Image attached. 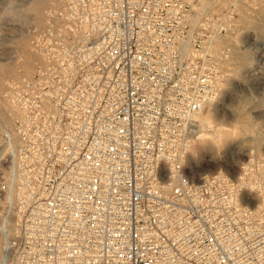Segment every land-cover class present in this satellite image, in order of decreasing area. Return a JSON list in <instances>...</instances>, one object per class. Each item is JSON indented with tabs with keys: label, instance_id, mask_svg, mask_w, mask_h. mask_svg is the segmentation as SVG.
I'll return each mask as SVG.
<instances>
[{
	"label": "built area",
	"instance_id": "1",
	"mask_svg": "<svg viewBox=\"0 0 264 264\" xmlns=\"http://www.w3.org/2000/svg\"><path fill=\"white\" fill-rule=\"evenodd\" d=\"M14 107L0 264H264V159L194 181L236 10L58 0Z\"/></svg>",
	"mask_w": 264,
	"mask_h": 264
},
{
	"label": "rangeland",
	"instance_id": "2",
	"mask_svg": "<svg viewBox=\"0 0 264 264\" xmlns=\"http://www.w3.org/2000/svg\"><path fill=\"white\" fill-rule=\"evenodd\" d=\"M197 1L199 4L196 7L205 8L207 5L206 0ZM47 2L0 0V65L10 67V71L2 75L0 82V222L7 202L4 200L3 187L10 166L7 134L12 131L15 120L13 112L7 121V110L12 109L6 99L7 88L10 79L28 77L33 72L37 59L32 58L33 64L31 63L26 75L23 73L21 51L30 54L32 46L39 43L40 32L46 20L48 22V18L56 13L58 0ZM217 2L224 8L233 6L237 22L233 34L213 39L215 43L211 44L214 50H217L218 45H223L228 51L227 56L222 59L225 77L221 99L202 112L211 122L210 125H202L203 133L214 134L218 130H227L229 138L224 143L214 144L211 149L201 150L195 158L192 151L203 142V137L194 143L186 162V168L192 170L194 181L219 172L236 177L242 173V168L249 159H264V0H216L209 6L210 10L214 9ZM39 5H43L42 12L39 14L40 18H36L32 8ZM237 52L247 53V61L240 67V64L234 65L231 61V57ZM237 114L252 118V125L245 127L236 123ZM194 161L200 162L206 169L210 168V171L202 173V170H196ZM1 233L2 228L0 262L3 252Z\"/></svg>",
	"mask_w": 264,
	"mask_h": 264
},
{
	"label": "bare ground",
	"instance_id": "3",
	"mask_svg": "<svg viewBox=\"0 0 264 264\" xmlns=\"http://www.w3.org/2000/svg\"><path fill=\"white\" fill-rule=\"evenodd\" d=\"M38 1V0H37ZM48 0H41V2L42 3H46ZM216 0H206V6H205V8H207V9H209L210 10V8L211 7H209L213 2H215ZM36 3H38V2H36ZM48 3V2H47ZM46 3V4H47ZM199 3H198V1L196 0L195 2H194V5H198ZM37 5V4H36ZM58 5H59V1H58ZM42 7H43V5H42ZM42 7H40V5L39 6H37V7H33L32 8V12L35 14L34 16H36V18H37V16H39V14L42 12L41 11V9H42ZM58 7V6H57ZM40 9V10H39ZM31 12V13H32ZM33 13H32V15H33ZM33 16V18H35ZM41 16V15H40ZM40 16H39V18H40ZM32 18V17H31ZM36 22H37V20H36ZM39 22V21H38ZM263 27H264V25H263ZM45 28V25L43 26V28L42 29H44ZM213 43H215V41H213V39L212 40H210L209 42H208V44H210V45H208L209 47L211 46V44H213ZM212 48V47H211ZM25 50V49H24ZM22 52V54H21V56H22V59H23V63H22V66L24 67V70H23V73L25 74L26 73V75H27V73L29 72V69H30V67H31V63L33 64V62L31 61V60H33L32 58H36L37 59V62H39V56H37V55H35L33 52H32V50L30 51V54L27 52V51H21ZM231 61H232V63L235 65V64H240L238 67H240L241 65H243V64H245L246 63V61H247V53H245V52H237L236 54H234L232 57H231ZM36 62V63H37ZM237 67V68H238ZM225 68H226V66H225ZM10 69V67H9V65H0V82H1V78H2V75L3 74H5L6 72H8V71H10L9 70ZM33 73V72H32ZM224 77H225V73H224ZM223 81H224V78H223ZM222 85H223V83H222ZM0 87H1V85H0ZM246 97V96H245ZM8 101V100H7ZM8 104L11 106L10 108H12V109H9V110H7V115H8V118H7V121L10 119V116L12 117V115H13V112H14V117L16 116V111H15V109H14V107L10 104V102L8 101ZM10 112V113H9ZM11 114V115H10ZM197 119H198V121H199V124H200V132H199V135H198V138H197V140H199L201 137H203L202 138V141L203 142H201L196 148H194V150L192 151V153H193V158H195L196 157V155L201 151V150H203V151H205V150H207V148H209L210 147V149L213 147V145L214 144H221V143H224V142H226L227 140H228V138H229V133H228V131L227 130H218V131H216L214 134H212V133H203L204 132V127H203V125H210L211 124V122H210V119L209 118H207L206 117V115L205 114H203L202 115V113L201 114H199L198 116H197ZM235 122L236 123H241V124H243V126H245V127H250L251 125H252V118H250V117H248V116H244V115H240V114H237L236 115V118H235ZM203 124V125H202ZM216 128V127H215ZM205 140V141H204ZM9 145V144H8ZM7 145V147H9L8 148V150L10 151V145L8 146ZM193 160H195V159H193ZM194 166L196 167V170H202V173H208L209 171H210V168H208V169H206V168H204L203 167V165H201V163L200 162H198V161H194ZM201 173V172H200ZM8 174H9V171H8V173H7V176H6V179H7V177H8ZM8 198H9V193H8V191H6L5 193H4V200H8ZM0 224H3V225H5V220L3 219V218H1V222H0ZM1 226V225H0ZM1 228H2V226L0 227V231H1ZM1 236H2V233H1ZM2 238V237H1ZM3 239V238H2Z\"/></svg>",
	"mask_w": 264,
	"mask_h": 264
}]
</instances>
